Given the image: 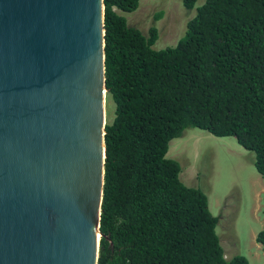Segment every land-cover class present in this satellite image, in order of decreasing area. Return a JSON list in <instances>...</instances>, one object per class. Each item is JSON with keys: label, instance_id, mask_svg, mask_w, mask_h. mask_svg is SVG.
<instances>
[{"label": "trees", "instance_id": "16d2710c", "mask_svg": "<svg viewBox=\"0 0 264 264\" xmlns=\"http://www.w3.org/2000/svg\"><path fill=\"white\" fill-rule=\"evenodd\" d=\"M139 1L103 0L115 110L105 125L97 264H248L225 258L207 197L182 183L166 154L188 129L233 137L264 181V0H205L185 36L158 51L155 26L145 36L120 15ZM182 2L190 11L196 0ZM255 241L264 249V228Z\"/></svg>", "mask_w": 264, "mask_h": 264}, {"label": "water", "instance_id": "95a60500", "mask_svg": "<svg viewBox=\"0 0 264 264\" xmlns=\"http://www.w3.org/2000/svg\"><path fill=\"white\" fill-rule=\"evenodd\" d=\"M103 0H0V264H97Z\"/></svg>", "mask_w": 264, "mask_h": 264}, {"label": "rangeland", "instance_id": "374dc122", "mask_svg": "<svg viewBox=\"0 0 264 264\" xmlns=\"http://www.w3.org/2000/svg\"><path fill=\"white\" fill-rule=\"evenodd\" d=\"M204 3L196 0L188 11L182 0H140L135 11L120 15L145 36L155 26L158 36L152 49L158 51L174 47L185 36L187 23ZM110 102L106 98V123L114 118ZM166 157L180 164L184 185L207 197L209 211L218 218L215 231L225 258L241 255L248 264H264V249L255 241L264 227V181L254 168V153L244 150L233 137L188 129L170 141Z\"/></svg>", "mask_w": 264, "mask_h": 264}, {"label": "clouds", "instance_id": "9594fccd", "mask_svg": "<svg viewBox=\"0 0 264 264\" xmlns=\"http://www.w3.org/2000/svg\"><path fill=\"white\" fill-rule=\"evenodd\" d=\"M264 228V227H263ZM256 237V236H255ZM261 246V245H260ZM228 260V259H227Z\"/></svg>", "mask_w": 264, "mask_h": 264}, {"label": "bare ground", "instance_id": "6f19581e", "mask_svg": "<svg viewBox=\"0 0 264 264\" xmlns=\"http://www.w3.org/2000/svg\"><path fill=\"white\" fill-rule=\"evenodd\" d=\"M105 100H106V97H105Z\"/></svg>", "mask_w": 264, "mask_h": 264}]
</instances>
